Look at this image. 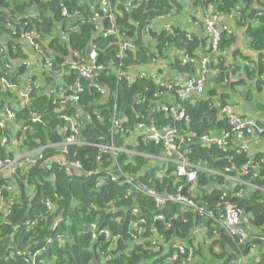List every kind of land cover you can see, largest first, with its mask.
Instances as JSON below:
<instances>
[{
	"label": "trees",
	"instance_id": "16d2710c",
	"mask_svg": "<svg viewBox=\"0 0 264 264\" xmlns=\"http://www.w3.org/2000/svg\"><path fill=\"white\" fill-rule=\"evenodd\" d=\"M117 1L121 13L116 15V23L121 35L129 38H133V35L136 37L134 43L136 50L126 49L122 59L124 68L132 73L136 67L150 62L156 51L161 56L163 49L171 41L164 34H153L156 44L155 50L152 51L150 47L145 46L144 42H141V38L135 33L137 30L135 24H138L140 29L150 19L167 12L174 5V1L146 0L138 5L132 4L128 10L124 7L125 0ZM198 2L203 6L212 3L220 14L233 13L238 16L241 19L238 22L245 23L247 26L250 48L258 50V58L264 57V24L252 27L249 20L252 16H260V19L264 20V15L261 14L262 11L257 6L252 5L251 0H206ZM243 2L245 3L244 8L241 7ZM93 3L94 0H89L86 5L77 0H0V30H8L13 38H18V35L11 32V28L8 29L4 25L6 21H9L19 31L18 16H21L22 20L27 21L29 26H33L37 30L42 40L43 37L48 38L47 50L54 53L52 62L55 69L61 64L66 68L67 66L64 64L66 57L70 55L75 57V53L85 54L91 43L100 47V61L114 60L116 48L112 43V37H104L101 33L94 37L97 24L91 20V16L100 6ZM64 11L70 16H66ZM58 22L61 23L62 28L60 33L56 25ZM102 24L105 28L110 26L107 18L102 21ZM67 27L68 29L65 30ZM177 31L179 32L178 38H181L184 31L182 29ZM234 40V35L222 33L219 42L220 49L229 50L230 54L234 56L250 57L249 53H243L233 47ZM202 41H204L203 38L194 37L193 40L182 42V45L188 50H196L201 47ZM42 50L44 51L43 45ZM21 55L23 54L18 43L12 42L0 57V62L3 65L4 63L10 64L12 70L3 66L0 75L6 72L7 76L14 80L13 73L24 72L25 66L21 64L24 57ZM218 66L221 71L215 76L214 84L217 85L228 73L223 62H220ZM171 68L179 73H189L194 66L190 63L178 64L175 62ZM263 70L261 61L255 64L254 68L246 66L244 69L246 77L256 76L258 77L256 82L247 84V79L241 77L238 81H231L229 84L231 86L235 83L244 84L249 89L251 87L256 90L255 93L258 94L263 87V82L259 79V74ZM75 77L74 71H68L66 80L70 82ZM52 79L53 73H50L46 76L45 82L48 83ZM91 83H100L116 91L118 108L130 119L129 125L136 119L135 114L137 112H145L144 108L148 99L156 91V86L146 77L137 75L133 80L117 78L113 72L106 70L95 76L90 84L88 81L82 80L84 88L80 93L77 106L82 111L88 112V118H85V124L80 132L81 140L85 142L97 141L100 136L108 134V117L112 102L111 99L104 100L101 98ZM218 93L220 92L217 86H209L200 96L184 101L190 121L187 124L184 121L177 122L182 132L195 131L197 135H200L221 127L227 128L224 120L219 118L217 108L212 102L213 96ZM140 94H145L147 97L144 104H136V98ZM31 95L33 98L29 107L14 106L11 108L16 114V122L28 126L24 145L34 146L38 143H45L47 140L61 139L62 134L58 129L62 124L58 115L59 106L52 104V97L42 90L34 89ZM13 97L12 91H4L0 88V108L4 107L5 102ZM223 97L224 94L222 93L221 98ZM222 102H224L223 99ZM7 105L10 107V102ZM30 110L42 111L44 113L43 122L30 121ZM71 110H75V106H67L66 111ZM155 118L157 122H160L159 124L173 123L171 116L164 118L161 112H158ZM9 127L11 125L6 124L5 130H8ZM2 133L3 129L0 128V136ZM68 151L69 156L73 159H79L85 168L93 166L95 148L92 145H69ZM228 152V150L224 151L215 144L202 145L195 140L190 145L188 156L192 161L207 169L223 170L230 163L227 157ZM0 153L5 155V150L1 147ZM233 153L234 151L231 154ZM253 156L254 161L258 164L256 174L249 173L242 175V178L250 179L253 184L261 187L264 185V163L261 162L264 152L258 151ZM250 158L249 153L243 151L234 154L233 161L236 165H243ZM126 159V155L120 156V160L125 161ZM126 168L134 170L136 167L129 164ZM50 171L54 174L53 180L48 178V171L40 166L30 168L24 174L19 170L17 174L20 175L21 195H10L11 203L7 195H3L4 205L9 213H4V206L0 208V264H153L154 262L162 264L171 250L157 255L147 247L146 238L151 235L150 228L152 225L169 239L176 237L179 240L188 239L190 242L192 239L188 237L196 225L206 227L207 238L204 236L202 240L207 239V242H198L196 247H192L194 255L192 264H230L236 258L238 251H247L246 245H237L236 237L231 236L222 228L214 227L210 219L199 217L190 212H181L177 204H169L164 208V219L153 220L150 211L153 201L141 193H134V196L135 201L142 207L141 214L147 220L146 229L141 235L140 244L130 246L131 238L126 226L127 219L120 224L117 223L115 220L117 212L111 208L110 204L111 201H114L116 205H130L133 202L132 197L124 196V187L112 181L98 184L95 177H85L83 174L76 175L72 171L59 168L55 164L51 166ZM144 180L157 189H162L163 184L158 179H154L152 169ZM224 180V178L213 175L206 169H200L196 179L198 190L193 191V194L196 198L207 200L212 205L228 201L231 205L241 208L249 216L250 231L263 228L264 191L260 188H248L241 185L227 188L226 196L221 199L220 195L223 191L216 184L218 182L222 184ZM168 181L169 179L164 177L162 182ZM3 183L4 180H0V185ZM29 184L35 186V193L30 197L26 195V186ZM204 185H210V190L202 191ZM238 189L242 190L240 195L235 194ZM54 193H57L56 198L53 196ZM47 196L55 199L57 203V210L53 213L48 212L44 206V199ZM28 218L37 219V222L31 227H27L24 225V221ZM57 220H59L58 224L53 229L52 224ZM93 222H96L100 227L109 228L113 233H120L122 236V240L118 243V249L110 251L111 254L115 255L104 262H101L100 250H106L107 245L92 240L90 224ZM167 222L169 223L168 227L166 226ZM213 230H216V233H213ZM47 237H51L52 241L47 242ZM17 252H24V254ZM35 252H37L36 255L32 257ZM179 256L183 257L184 253L179 254ZM209 258L210 261L207 262L206 260ZM258 258V262L251 259L248 264H264L263 256L259 255ZM177 262L178 260H175L165 264H176Z\"/></svg>",
	"mask_w": 264,
	"mask_h": 264
},
{
	"label": "built area",
	"instance_id": "2783aa9c",
	"mask_svg": "<svg viewBox=\"0 0 264 264\" xmlns=\"http://www.w3.org/2000/svg\"><path fill=\"white\" fill-rule=\"evenodd\" d=\"M133 1H124L126 10L130 9ZM96 3L100 7L91 16V20L97 24L94 37L100 33L104 37H112V43L116 48L114 60L100 61V47L95 43H91L85 54L75 53V57L72 55L66 57L67 60L65 59L64 64L67 69L63 65L66 74H68V71H74L76 77L70 82L67 80L66 85L60 88L46 87L45 85L46 76L56 69L53 68V59L42 54L43 40L37 30L33 26H29L27 21L22 20L21 16H18L19 31L9 21L5 22L4 26L8 29L11 28L14 35H18V38L26 41L34 51L42 54L44 73L32 72L31 61L24 59L21 64L25 66V71L13 73L14 80L8 77L6 72L0 75V88L14 93V97L5 102L4 107L0 108V128L3 129L0 136V147L5 150V155L0 153V180H4V183L0 185V208L4 206V213H9L4 205L3 195H7L10 203L12 202L10 195H21L20 175L17 174L19 170L24 174L26 170L40 166L48 171V178L53 180L54 174L50 169L55 164L59 168H64L69 172L72 171L76 175L83 174L85 177H95L98 184L112 181L124 187V196L132 197L133 202L130 205H116L114 201H111L110 204L111 208L117 212L115 217L117 223L120 224L127 219L126 226L131 238L130 246L140 244L141 235L146 229L147 220L141 214L142 207L135 201L134 196V193H141L150 197L153 201V206L150 208L153 220L164 219V208L169 204H177L181 212H190L199 217L210 219L214 227L222 228L231 236L236 237L237 245H246L247 251H238L236 258L230 264H248L251 259L258 262L259 255H262L264 260V227L250 231V218L241 208L231 205L228 201L212 205L207 200L196 198L193 194V191L198 190L196 179L200 169H206L211 174L224 178L232 184V187L244 185L248 188H260L264 191V185L258 187L250 179L242 178V175L256 174L258 164L254 161L253 154L249 155L251 156L250 160L243 165H236L233 161L234 154L247 151L245 141L247 135L255 133L264 136V113L254 115L244 112L238 100H230L231 94L236 96L242 90L229 84L231 81H238L241 77L247 79V84L256 82L258 77L247 78L244 69L246 66L254 68L255 64L260 61L264 67V57L258 58V50L256 49L250 50V57L244 55L246 58L231 55L229 50L220 49L221 34L234 35V31L228 26L219 25L216 13L204 10L201 17L203 26L201 38L204 39V44L196 50H188L182 45V42L185 43L194 39L190 31H184L183 36L178 38L179 32L177 30L179 28L173 22L166 21L152 24L147 21L141 26V29L148 38L154 41L152 48L155 50L156 44L153 34H164L171 40L169 44L173 43L176 46L177 53L168 55L167 51L170 47L163 49L161 56L168 59V70L158 68L155 72L149 70L139 72L138 76L146 77L153 82L156 91L148 99L146 104L148 107L145 106L144 108L145 112H137L135 114L136 119L131 125H129L130 119L118 108L116 91L100 83H91L101 98L104 100L111 99L112 102L108 117V134L100 136L97 141L85 142L81 140L80 132L85 124V118H88V112L86 116H83L82 113L85 111L77 106L80 93L84 88L82 80L88 81V84H90L95 76L105 70L113 72L117 78L131 80L135 78L124 68L122 62L126 49L136 50L135 42L131 37L121 35L117 27L115 1L94 0L93 4ZM64 14L70 16L65 11ZM261 14L263 13L261 12ZM106 18L110 24L107 28L103 27L102 24V21ZM156 18L159 19V16ZM249 20L253 27L264 24V20H261L260 16H252ZM2 51L3 49H0V53ZM159 56L156 51L155 56L151 57L148 63H154ZM175 62L178 64L190 63L194 68L189 73H179L171 68V65ZM220 62H223L227 67L228 73L217 85L214 83L216 74L221 71L218 66ZM3 66L12 70L10 64L4 63L3 65L0 62V71H2ZM167 72L173 73L170 77H167ZM259 79L264 86V70L259 74ZM223 85L225 88L222 87ZM209 86H217L219 89L220 93L213 96L212 102L217 108L219 118L224 120L227 128L221 127L200 135H197L195 131L182 132L177 122L184 121L187 124L190 121L184 101L188 98L200 96ZM34 89L42 90L45 94L51 96L52 104L59 106L58 115L62 120V124L58 129L62 137L56 141L47 140L45 143L26 146L24 144L28 126L16 122V114L11 108L14 106L19 108L29 107L33 98L31 92ZM59 89L63 91L61 95H59ZM222 93L224 94L223 98H221ZM262 96L264 98V95ZM146 99L145 94H140L136 98V104H144ZM222 99L224 102H222ZM8 102H10V107L7 105ZM11 104H13L12 107ZM69 105L75 106V110L67 112L66 108ZM158 112H161L164 118L171 116L173 123L159 124L160 122H157L155 118ZM43 116L42 111L30 110L29 119L32 122L42 123ZM6 124L11 125L8 130H5ZM195 140L202 145L215 144L224 151L228 150L229 165L224 167L223 170H214L207 169L192 161L188 154L190 153V145ZM82 144H90L95 148L93 166L90 168H85L79 159H73L69 156V145ZM232 151H234L233 154H231ZM121 155H126L127 159L125 161L120 160ZM261 162L264 163V157L261 158ZM129 164L136 168L129 170V168H126ZM151 169L153 170L154 179H158L163 184L161 190L144 180ZM164 177H167L169 181L162 182ZM218 183L216 186L223 191L220 195V198L223 199L228 191L225 184ZM26 188V195L29 197L35 193L33 184H29ZM203 188L201 190L207 192L211 187L210 185H204ZM241 193L242 190L238 189L235 194L240 195ZM53 196L56 198L57 193H54ZM44 206L51 213L57 210L55 199L48 196L44 199ZM58 221L53 222V229L57 226ZM36 222L37 219L28 218L24 221V225L31 227ZM166 226H169L168 222ZM206 230V227L196 225L188 237L192 239V242H190L188 239L179 240L176 237L169 239L152 225L150 228L151 235L146 238L148 241L147 247L157 255L171 250V253L164 258L165 261L162 264L175 260H178L176 264H192L194 260L192 247H196L199 240H202L204 236L207 238ZM213 233H216V230H213ZM90 234L93 241L107 245L106 250H100L101 262L111 259L115 254H111L110 251L118 249V243L122 240L121 234L113 233L107 227H100L96 222L90 224ZM51 241L52 238L47 237V242ZM17 253L24 254V252ZM36 253L32 254V257ZM181 253H184L183 257L179 256ZM153 264L161 263L154 262Z\"/></svg>",
	"mask_w": 264,
	"mask_h": 264
},
{
	"label": "crops",
	"instance_id": "0c3cea01",
	"mask_svg": "<svg viewBox=\"0 0 264 264\" xmlns=\"http://www.w3.org/2000/svg\"><path fill=\"white\" fill-rule=\"evenodd\" d=\"M144 0H134L133 4L136 3V5H138L139 3L143 2ZM174 1V5L172 7H170L169 10H167V12L160 14L159 15V19L158 18H154V19H150L148 22L152 23V24H156L159 22H166V21H171L173 22L179 29H182L183 31H190L194 37H200L201 38V34L203 33V26L201 24L202 18L198 19L194 16H192V12L196 11V15H203L204 10L212 12V13H216L217 14V23L219 25H225L228 26L229 28L233 29L234 31V45L233 47L240 50L243 53H249L251 48L249 45V37L247 34V26L242 23H239L238 20H241L240 18H238V16H235V14L233 13H228V14H223V13H218L216 10V7L214 8L212 3H208V5L203 6L201 3H199V0H171ZM80 2H83V5H86L89 3V0H81ZM197 2V3H195ZM252 5L257 6L258 9H260L264 15V0H251ZM119 2L115 1L114 5H115V10L117 15L121 13V9L119 8ZM242 8L245 7V3L243 2L241 5ZM181 9V16H175L176 14L179 13ZM189 15V16H187ZM175 17L176 19L179 18L180 22L176 23L175 22ZM177 21V20H176ZM57 30H59L60 33V29L61 28V23H57ZM137 30H136V34L141 38V42H144L145 46H148L150 48L153 47L154 45V41L150 38H148L144 31L141 29H139V25L135 24ZM253 27V26H252ZM68 27L65 29L67 30ZM70 29V28H69ZM132 40L134 42H136V37L133 35ZM47 41L48 38L47 37H43V46H44V53L42 52V54L50 56L53 59L54 53H51L47 50ZM12 42L18 43L19 48L22 50V57H24L22 60L24 59H28L29 61H31V71L32 72H37V73H44V69L42 66V54L34 51L32 49V47L23 39L21 38H13L10 34V32L8 30H0V49H3V51H6L8 46L10 44H12ZM204 44V41H202V45ZM167 48H169V50L167 51V54H174L177 53L176 50V46L173 45V43L169 44L168 46H166ZM152 50H154V48H152ZM2 51V52H3ZM1 52V53H2ZM0 53V56H1ZM229 57V56H228ZM67 60V59H66ZM166 69L168 70L169 68V61L167 58L159 56L157 58V60L154 63H148V64H143L141 66L136 67L132 73L129 72L131 74L132 77H136L139 72L143 71V70H149V71H157V69ZM173 72H167L166 76L170 77L172 75ZM66 70L64 69V66L58 65V67L56 68V70L53 72V79L47 83V81L45 82L46 87H62L66 85ZM60 90V89H59ZM63 93L62 90L59 91V95H61ZM252 93H254L253 88L250 87V91L244 92V91H240L236 97L238 98L237 100L240 102L241 108L242 110H244V112H246V108L250 106V102L253 101L252 99ZM13 106V104H11V107ZM254 111L252 114L254 115H261L263 114V109L264 106L263 105H254ZM246 141V149H247V153H249V155H254L256 152L260 151V152H264V136L259 135V134H255V133H250L249 135H247V137L245 138ZM226 189L227 188H232V184L230 182H228L227 180H224V183ZM215 237V236H214ZM199 242H206L205 240H199ZM198 259V258H197ZM207 262L210 261V258L206 260Z\"/></svg>",
	"mask_w": 264,
	"mask_h": 264
},
{
	"label": "rangeland",
	"instance_id": "374dc122",
	"mask_svg": "<svg viewBox=\"0 0 264 264\" xmlns=\"http://www.w3.org/2000/svg\"><path fill=\"white\" fill-rule=\"evenodd\" d=\"M196 14H197L196 11L195 12H192V16L200 19L201 18V15H196ZM175 16H181V9H180L179 13L176 14ZM187 16H189V15H187ZM175 22L176 23H179L180 22V19L179 18L176 19V17H175ZM234 88H236V89L238 88V89H240V90H242L244 92L250 91L249 87H247L244 84H234ZM226 89H228V88H226ZM261 90H262V92H260L258 94H253L252 93V99H253V101H251L250 102V106L245 109L247 113H249V114H252L253 113L254 108H255V106H254L255 104H257V105H263L264 106V98L262 96V95H264V86L261 88ZM237 99L238 98L234 94H231L230 95V100H237Z\"/></svg>",
	"mask_w": 264,
	"mask_h": 264
},
{
	"label": "water",
	"instance_id": "95a60500",
	"mask_svg": "<svg viewBox=\"0 0 264 264\" xmlns=\"http://www.w3.org/2000/svg\"><path fill=\"white\" fill-rule=\"evenodd\" d=\"M82 115H83V116H86V115H87V112H83Z\"/></svg>",
	"mask_w": 264,
	"mask_h": 264
}]
</instances>
